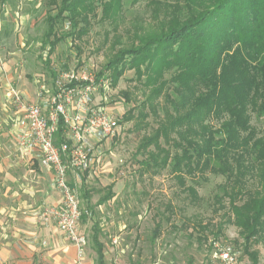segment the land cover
<instances>
[{"label": "rangeland", "instance_id": "rangeland-1", "mask_svg": "<svg viewBox=\"0 0 264 264\" xmlns=\"http://www.w3.org/2000/svg\"><path fill=\"white\" fill-rule=\"evenodd\" d=\"M177 1L123 0L115 19L104 18L102 2L97 1L89 23L79 25L86 33L80 39L66 37L50 53L47 18L58 12L50 0H0V54L7 60H12L15 54L27 58L22 67L14 65L19 69L16 77L19 79L22 74L38 85L49 86L52 94L49 106L58 93L56 84L62 75L93 76L95 84L88 109L103 108L117 120L114 137L96 144L91 142V168L78 178L86 177L88 183L77 188L83 210L88 214L82 220L87 246L96 253L93 242L96 234L104 246L106 264H212L217 244L231 247L238 256L237 264H253L248 252H256L258 264H264L263 238L254 239L247 246L241 231L229 224L216 237L217 226L229 213L226 177L184 173L186 185L197 191L198 199H193L176 179L171 159L156 175L154 171L158 169L146 171L142 167L148 156L138 149L143 137L151 134L164 116L165 98L157 100L158 117L149 114L143 121L138 119L139 110L135 108L150 92L144 85L145 77L139 80L135 70H126L113 87L108 79L113 71L100 75L120 50L136 43L139 36L156 30L159 20L174 12ZM20 22L23 25L16 30ZM55 28L57 37L72 32L67 20L59 21ZM35 67L38 73L33 75L30 71L36 70ZM170 77V73L165 75L166 80ZM39 92L40 97L46 95L42 90ZM125 92L131 103L126 102ZM68 110L73 117L85 115L74 107ZM130 110L134 119L127 121ZM209 123L216 128L220 125L216 120ZM250 124L258 137L264 135V116L251 113ZM66 131L73 135L69 125ZM249 162L253 168L244 181L246 190L252 192L259 188V165L252 156Z\"/></svg>", "mask_w": 264, "mask_h": 264}, {"label": "trees", "instance_id": "trees-1", "mask_svg": "<svg viewBox=\"0 0 264 264\" xmlns=\"http://www.w3.org/2000/svg\"><path fill=\"white\" fill-rule=\"evenodd\" d=\"M97 1L102 2L104 18L115 19L123 0H50L58 11L47 18L50 53L66 37L80 39L86 33L79 25L89 23ZM65 20L72 32L57 37L55 26ZM126 70H135L139 80L145 77L150 91L135 108L138 119L158 117L157 100L166 101L158 127L139 146V153L148 156L142 167L158 169L156 175L171 159L176 179L193 199H198L197 191L186 185L184 173L226 177L229 213L217 226L216 237L229 224L241 231L247 246L256 238L264 239V135L258 137L250 124L251 113L264 116V0H178L156 30L120 50L100 75L113 71L108 79L115 87ZM168 73L171 77L166 80ZM124 96L131 103L127 92ZM132 119L130 110L126 120ZM65 131L61 118L55 141L59 148L70 145ZM251 156L259 165V188L249 192L244 180L253 168ZM93 242L97 264H106L96 234ZM248 256L258 264L256 252Z\"/></svg>", "mask_w": 264, "mask_h": 264}, {"label": "crops", "instance_id": "crops-1", "mask_svg": "<svg viewBox=\"0 0 264 264\" xmlns=\"http://www.w3.org/2000/svg\"><path fill=\"white\" fill-rule=\"evenodd\" d=\"M20 25L23 22L17 23L16 30ZM7 59L0 54V264H97V255L89 245L81 260L77 246L55 224L39 219L43 207L58 205L61 196L37 152L23 153L19 148L22 113L15 104V94L24 102L43 105L47 115L52 94L49 86L38 85L22 74L17 79L19 69L14 65L22 67L26 57L15 54L12 60ZM30 72L37 74L38 68ZM40 90L46 95L40 97ZM70 132L65 131V140L72 145ZM91 142L96 144L97 140ZM69 181L75 189L88 183L86 177L78 179L72 172Z\"/></svg>", "mask_w": 264, "mask_h": 264}, {"label": "built area", "instance_id": "built-area-1", "mask_svg": "<svg viewBox=\"0 0 264 264\" xmlns=\"http://www.w3.org/2000/svg\"><path fill=\"white\" fill-rule=\"evenodd\" d=\"M75 86L71 87L72 84ZM84 84V85H83ZM95 84L93 76L79 78L64 74L57 81L58 93L52 99L51 111L46 114L43 105L24 102L15 94V104L22 113L19 145L23 153L37 152L41 165L52 174V186L60 193L58 205H46L39 214L41 221L55 224L65 238L77 246L79 258L85 255L88 244L81 223L84 214L77 192L69 181V172L78 178L90 170L93 146L91 140L101 141L116 135L118 122L103 108L89 110L91 93ZM68 107H74L84 116H71ZM61 118L73 130L72 145L56 146V134ZM88 215V214H87ZM212 264H237L238 256L231 247L216 245Z\"/></svg>", "mask_w": 264, "mask_h": 264}]
</instances>
